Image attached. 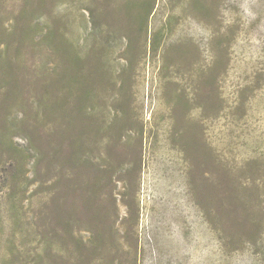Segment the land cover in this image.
<instances>
[{
	"label": "rangeland",
	"instance_id": "rangeland-1",
	"mask_svg": "<svg viewBox=\"0 0 264 264\" xmlns=\"http://www.w3.org/2000/svg\"><path fill=\"white\" fill-rule=\"evenodd\" d=\"M0 264H264V0H0Z\"/></svg>",
	"mask_w": 264,
	"mask_h": 264
},
{
	"label": "trees",
	"instance_id": "trees-1",
	"mask_svg": "<svg viewBox=\"0 0 264 264\" xmlns=\"http://www.w3.org/2000/svg\"><path fill=\"white\" fill-rule=\"evenodd\" d=\"M149 10H151V9H149ZM51 40V39H50ZM69 49V51L67 52V54H69L70 55V57H71V59H72V61H70V59H69V63H71L72 64V69L70 70V71H72V70H74L76 67H77V64H76V62H75V59H74V55H73V52H72V47L71 46H67ZM75 65H76V67H75ZM69 71V72H70ZM68 72V73H69ZM66 75H68V74H66ZM65 75V76H66ZM74 79V78H73ZM74 143H75V145H76V148H79V144H78V142L77 141H74ZM47 144H48V140H47ZM80 150H81V148H79ZM38 151V150H37ZM74 156H75V162L76 161H78V160H80V162H82L81 164L85 167L86 166V164L84 163V159L83 158H80L79 156H78V153L77 152H74ZM48 240V239H47ZM48 243H49V241H48Z\"/></svg>",
	"mask_w": 264,
	"mask_h": 264
}]
</instances>
